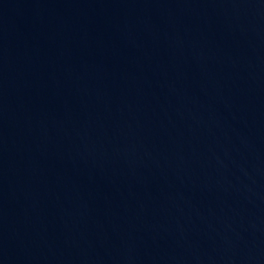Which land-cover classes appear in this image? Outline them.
<instances>
[{
    "label": "water",
    "instance_id": "95a60500",
    "mask_svg": "<svg viewBox=\"0 0 264 264\" xmlns=\"http://www.w3.org/2000/svg\"><path fill=\"white\" fill-rule=\"evenodd\" d=\"M0 264H264V0H0Z\"/></svg>",
    "mask_w": 264,
    "mask_h": 264
}]
</instances>
